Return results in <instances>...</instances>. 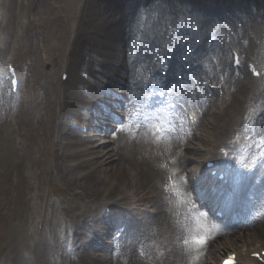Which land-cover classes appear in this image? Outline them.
<instances>
[{"label":"bare ground","instance_id":"bare-ground-1","mask_svg":"<svg viewBox=\"0 0 264 264\" xmlns=\"http://www.w3.org/2000/svg\"><path fill=\"white\" fill-rule=\"evenodd\" d=\"M187 1L152 0L147 5L160 19L152 25L151 32L146 30L142 34L150 32L145 42L140 37L135 54L123 57L127 100L126 106L121 105V118L129 120L133 108L139 120L123 135V143L120 141L104 151L92 149V139L83 140L80 130L74 128L75 124H93L97 116L102 119V115H109L96 105L104 95V85L86 86L70 74L64 81L60 77V85L77 84L85 96L80 97L58 92L56 86L52 88L47 84L39 101L32 99L28 104L39 122L30 119L29 130L23 135L19 133L17 142L12 135L14 126L10 114L18 110L21 96L27 99V93L19 88L18 82L16 94H12L10 75L6 67L0 70V264H221L220 260L226 257L233 258L237 264H264L250 255L264 248L254 242L256 237L264 238V88L246 71L235 72L227 65L223 54L229 44L234 50L239 48L241 53L255 49L247 37L252 41L264 27V1L256 7L255 0H249V6L258 14L253 18L242 11L244 20L237 12L246 0L239 1L237 11L225 13L217 10L220 8L218 0L213 8L204 0ZM100 2L102 12L94 9L91 14L86 10L78 21L76 32L85 43L84 50L60 62L64 68L60 74L71 72L72 67L82 71L90 69L89 56L99 48L108 47V41L122 30L117 25H109L115 18L124 16L123 7L118 5L117 9L107 11L113 1ZM173 2L182 5L177 22H173ZM16 4L18 0H8L4 24L0 19V30L6 33L9 49L0 48V60L6 53L9 55L6 63L11 62L15 48L12 38L17 34L16 27L20 29L24 25V20L12 13ZM215 9L219 15L213 16ZM225 16L234 17L229 27L225 25V22L229 24L227 21H222ZM28 31V38L22 37L21 44L36 56L35 35L31 27ZM164 39L176 40L179 46L173 47L172 53H165L160 45ZM43 41L53 53L54 46L49 44L48 38ZM209 41L212 49L201 52L207 46L209 49ZM201 54L202 58L198 59ZM259 54L264 56L262 48ZM258 55L248 57L245 63L251 61L261 71L264 60ZM157 62L161 64L158 73L152 71ZM164 74L169 76L167 81L161 80ZM209 77L214 81L208 85L214 84L216 92L222 89V95L217 98L214 91L204 85ZM140 84L146 90L145 95L141 93ZM187 95L193 96L189 103ZM85 106L89 110L86 118ZM187 108L192 122L187 118L186 122L177 123ZM193 117H197V122ZM193 124L199 125L198 134L192 131ZM36 125L41 126L40 143L30 132ZM209 129L214 130L212 148L205 154L204 161L215 157V161L221 158L232 163L231 168L223 161L213 167L228 178L225 184L210 175L212 168L202 167L198 173L186 168L185 163L190 158L197 159L200 148L190 152L188 158L178 149L180 144L190 141L194 133L200 142H208ZM219 135L220 138L223 135L220 140ZM51 139L59 145L57 152H54L55 146L50 145ZM61 146L68 150L63 152ZM80 155L86 158L76 163L69 161ZM48 165L62 182L63 187L57 193L61 198L53 199L42 189L41 171L37 169ZM82 165L102 166L106 170L121 165L119 175L112 173L117 187H103L94 169L79 174ZM25 169L32 171L30 175ZM28 176L35 180L34 185ZM123 183L131 188L132 195L121 188ZM212 184L214 188L209 190ZM32 187L35 194L28 196ZM76 188L80 191H75ZM194 193L197 196L194 197ZM90 196L94 199L88 198ZM86 199L91 200L84 201ZM66 201L73 205V210H62ZM172 201L178 204L171 206L174 218L179 219L183 213L193 219L207 220V212L196 206L203 203L206 209L210 204L213 213L222 211L226 223L235 224L225 226L207 221V226L203 221L197 225L199 232L193 247L187 248L180 225H173L166 218ZM103 205L109 206L108 212L105 207L102 209ZM58 206L64 218H57ZM119 222V226H124V234L115 229ZM39 224L40 230L34 227ZM106 237L108 239H104ZM201 240L203 243H199Z\"/></svg>","mask_w":264,"mask_h":264},{"label":"rangeland","instance_id":"rangeland-1","mask_svg":"<svg viewBox=\"0 0 264 264\" xmlns=\"http://www.w3.org/2000/svg\"><path fill=\"white\" fill-rule=\"evenodd\" d=\"M33 1V3H31ZM74 3H73V2ZM110 1V0H109ZM113 6L107 7V11L115 10L117 9L118 5L122 6L124 9V16H120L118 18H115V22L113 24H110L109 26L117 25V28H122V30L117 31V36H113L114 38H111L110 41H108L109 46L103 47V49L97 50L96 52H93L91 56H89L88 61L90 69L86 70L83 68V71L78 67H72V71L69 72L67 70V73L71 76H75V78L83 83L86 86L94 87L95 85H104V95L103 97L96 103V105L100 106V110L103 112H109L108 114L102 115V119H98V116L96 118V121L93 122V124H87V125H80L77 124V126H74L75 129L80 130V133L82 135V139H92V142H90L93 146L92 149L96 150V148L103 150L109 147H114L116 144H118L120 141L123 143L125 139L123 138L122 133H127L132 126H134L138 122L137 116L134 114V109L132 108L130 112V118L127 119L126 125L124 126V123L122 125L123 119H120L119 116L121 114V109H123L122 106L124 105L125 101L127 100V97H125V81L126 74L124 71L125 62L123 61V57L127 58L128 56H131L135 54L136 45L138 44V41L140 37L145 40L148 38L151 27L154 25L160 18L159 14L156 13V11L152 10L151 8H148L147 5H149L152 0H112ZM192 3V0H189ZM239 1L241 0H218L219 13H225L227 10H236L239 6ZM264 0H255L254 6H259V4ZM185 2H188L185 0ZM206 2V5H209L210 8H213V4H215V0H204ZM8 4V0H0V12L1 15H3L1 24H4L5 19L7 17L6 12V5ZM249 0L244 1L242 5V9H240V12H237L238 15H240L241 20H244L243 16L241 15V12L245 11L248 12L249 16H252L253 18L257 17L258 12L256 10H252V8L249 6ZM15 6V7H14ZM234 6V7H232ZM102 4L100 0H18V4L13 5L12 7V13L15 16L21 17L24 20V25L20 29H17V34L12 38V41L15 42V48L13 49L12 53V61L14 65L17 68L22 67L23 70L21 72V77L25 78L24 81L20 78V89L23 91H26L27 93V99L24 100L23 97L19 98V108L16 112L10 114V118L13 122V137H15L16 141L20 139L19 133H25L28 131L29 127L27 126L28 123L32 120L33 122H39L37 119L36 114L34 113V109L32 107H29L28 104H30V101L33 99L35 101H39L40 97L44 95L43 91L47 88V84L49 87L52 86L54 88L56 86L58 92H68L72 95H78L85 97L82 90L79 91V86L77 84H70L68 86L60 85V73L64 69L61 67L60 62H65L66 58H70L72 53H75L76 55H79L81 52H83L85 43L78 38L76 28L78 21L80 20L82 14L87 10L89 13L92 14V10L97 9L99 11H103L101 9ZM182 5L178 4L176 2H173V11H174V19L173 22H177L176 17H178V13L180 12ZM232 7V9H231ZM213 10V9H212ZM216 9L212 13L213 16H215L218 11ZM216 11V13H215ZM218 13V15H219ZM180 14V13H179ZM228 16V15H227ZM225 16V18L222 21H227L229 24L225 25L229 27L234 22V17L228 18ZM57 17V18H56ZM1 18V17H0ZM55 18V19H53ZM183 18V17H181ZM91 19L93 20V16H91ZM220 21V17L218 18ZM180 21V20H179ZM39 24L38 27L31 24ZM27 27H31V30L34 32L35 35V43L34 46L37 49V55L33 56L29 52V48L27 49L25 45L22 47L21 44V34H25V37L28 38L29 31H27ZM150 30L149 34L143 36L142 34L146 31ZM250 30V29H247ZM1 31V30H0ZM5 39H7L5 31L1 32ZM247 35V31L245 32ZM113 34L110 35V37ZM258 40L261 41V43H254L252 44L256 47L255 50H249L247 53H242V66L240 67V70L238 72L245 71V60L248 59V57L258 55L259 49L262 48V51H264V27L257 32L256 35ZM48 38L49 44L54 46L53 53H50L49 49L46 48L45 43L43 41V38ZM59 37H61L59 39ZM78 38L79 40H77ZM247 40L250 41L249 37H247ZM1 44V43H0ZM7 44V41H6ZM209 49L208 46L206 48H203L201 52L207 53V51L212 49V42L209 41ZM4 44H1L0 47L3 48ZM179 42L173 41V42H167L166 39L161 41V48L162 51L165 53L171 52L173 47H178ZM230 47H232V44H229L228 47L224 50L223 54L226 57L227 65L230 66ZM7 51H9L8 47ZM105 51V54H102L103 50ZM204 54V53H203ZM199 55L197 58H202V55ZM8 56V55H7ZM3 57V60H0V68L4 67V59L7 58ZM261 57L262 60H264V57L262 55H258ZM54 58H56V61H52ZM137 63V62H136ZM160 62H157L152 68L153 72L160 71ZM234 70V69H233ZM236 71V70H235ZM249 74V72L247 71ZM38 74V75H37ZM37 77H40L39 81L37 80ZM169 79V76L167 74L161 75V80L167 81ZM111 80V84L107 81ZM113 80V82H112ZM214 81L213 78L209 77L204 82L205 87H208V82ZM256 83L261 87L264 88V71H262V77L259 79H255ZM211 83V82H210ZM141 90V93L143 95L146 94V90L142 85H139ZM210 88V87H209ZM59 89V90H58ZM212 89V88H210ZM51 92L53 91L50 89ZM29 91V93H28ZM214 91V90H213ZM221 90H219V93L216 95V91H214V94L217 98V96L221 95ZM107 93V95H105ZM121 96V97H119ZM193 97L192 95H187L186 99ZM219 102L220 100L217 99ZM119 101H121V104H119ZM126 104V103H125ZM81 105V104H80ZM116 106L118 108H116ZM240 110L242 109L241 106H237ZM262 107L264 108V102L262 103ZM143 108V107H142ZM87 107L85 106L83 108L85 114V118L87 117V114L89 113V110L87 111ZM161 109V107L159 108ZM213 109V108H212ZM186 112L187 109L183 110L182 116L183 121H186ZM31 119V120H30ZM125 120V119H124ZM178 120V119H177ZM180 120H178V123H181ZM16 124H19V127H16ZM39 125H36L32 131V135H35L37 138V142L40 143L42 140V137H39V134L41 133ZM199 125H193L192 131L195 133H199ZM209 135L206 136V140L208 142H200V139H198L195 136L193 138H190V141L183 142V144L179 145V151L185 156V158H188L187 156H191L190 152H194L195 148H200V153L197 155V159L190 158L188 162L185 163V166L188 170H192L195 173H198L200 169H202L203 166V160L206 157L205 154L207 151H209L212 148V137L211 135L214 133V130L209 129ZM217 131V129H216ZM215 131V132H216ZM191 132V131H190ZM29 135V134H28ZM31 135V134H30ZM223 135H219V140L222 139ZM230 139H233L232 137H229ZM239 138V136L237 137ZM235 138V139H237ZM234 139V141H235ZM50 142V140H49ZM54 145L55 147L54 152H57V145L55 141L51 139L50 145ZM52 150V149H51ZM60 150L63 152H66L68 150V147L61 146ZM97 152V151H96ZM95 154V152H93ZM213 154V153H212ZM211 155V153H210ZM183 156V157H184ZM219 157L218 155H216ZM82 158H86L83 155H80L77 159H71L69 160L71 163H76L77 161L81 160ZM221 160V158H220ZM199 162V165H198ZM225 164L231 165L232 163L229 161H225ZM94 169V174L97 177L99 181L102 182V186L109 188L111 186H116V177L112 176V173H117L118 175L121 172V165H116L114 167L110 166L109 169H105L102 166H80L78 173L82 174L88 171H92ZM38 171H41L40 179L43 181L42 189L46 191L50 197L53 199H56L58 196V192L61 189L62 182L56 178L55 172L51 165L46 166L45 168L42 166L37 169ZM187 170V171H188ZM25 172L30 175L32 172L28 169V171L25 169ZM28 179L30 182L34 185L35 180L33 181L30 176H28ZM117 187V186H116ZM121 188L127 192L128 194H131V188L127 187L124 183L121 185ZM75 191H80L79 188H76ZM29 195L35 194V189L32 187L29 190ZM132 195V194H131ZM141 195V194H140ZM197 196V193H194L193 196ZM61 198V197H59ZM88 198L94 199L93 196H90ZM91 199H86L84 201H88ZM30 201V199H29ZM32 202V201H31ZM39 200L37 199L36 203H38ZM175 205L173 201L169 204V208H167V219L169 223L176 225L179 224L180 230L183 233V236L186 240V247L190 248L194 245V238H196L198 234L197 225L199 223H202L205 221L207 223V220H199L198 218H192V216L188 217L185 216L183 213L179 216V219L174 218L173 216V208ZM203 203L197 204V208L204 209L202 206ZM210 205V204H209ZM32 206H36L33 204ZM37 207V206H36ZM105 207V210L107 212L109 206H102ZM38 208V207H37ZM62 210L65 208H69L73 210V205L68 203L67 201L63 203ZM211 211L208 209V215L212 216ZM56 216L57 218H64L61 213V208L58 206L56 210ZM179 221V222H178ZM234 224L235 222H230V224ZM205 224V223H204ZM120 222L116 225V230L118 233L124 234V226H119ZM230 226V225H229ZM38 230L41 229V224L38 226H34ZM2 228V225L0 224V229ZM234 228L233 230H236ZM108 239V237L104 238ZM254 242H258L261 247L264 246V238L262 236L256 237ZM107 244L110 245V241H107ZM238 245L239 242H236ZM98 250V249H97ZM99 251V250H98ZM0 262H1V256H0Z\"/></svg>","mask_w":264,"mask_h":264},{"label":"snow or ice","instance_id":"snow-or-ice-1","mask_svg":"<svg viewBox=\"0 0 264 264\" xmlns=\"http://www.w3.org/2000/svg\"><path fill=\"white\" fill-rule=\"evenodd\" d=\"M239 63H240V61L237 59V61H236L237 67L239 66ZM252 74L255 76H259L261 73L257 72L255 69H252ZM199 243H203V241L201 240V241H199ZM226 264H227V262H226Z\"/></svg>","mask_w":264,"mask_h":264}]
</instances>
